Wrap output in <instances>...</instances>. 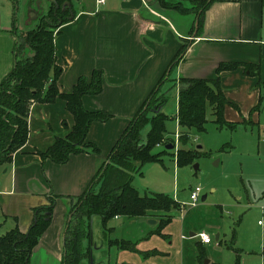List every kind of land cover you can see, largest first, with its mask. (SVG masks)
<instances>
[{"label": "crops", "instance_id": "crops-1", "mask_svg": "<svg viewBox=\"0 0 264 264\" xmlns=\"http://www.w3.org/2000/svg\"><path fill=\"white\" fill-rule=\"evenodd\" d=\"M2 1L4 5L6 0ZM14 1H22L26 13L21 26L17 17L12 20L8 6L1 9L0 81L14 65V44L18 36L35 26L40 14L50 5V0ZM10 3L8 0L6 4ZM71 5L75 11L74 18L55 30V56L62 66L59 89L68 92L79 76L89 77L94 69L102 70V91L84 95L82 102L88 110H104L112 116L106 121H93L88 128L86 140L97 144L99 153L72 154L65 163H56L49 158L42 160L38 151L46 150L56 137L65 136L74 124V117L61 98L51 103L31 104L28 139L14 152L11 163L0 168V207L6 215V218L0 216V234L15 224L26 232L33 222V209L48 204L49 196H76L88 187L97 167L108 156L185 40L189 39L186 52L177 65L168 70L170 73L167 72L162 92H167L170 87V90L175 89L178 97L179 77L214 78L217 76L216 68L222 61L259 63L264 82V0L214 1L205 12L203 31L199 36L191 33L195 14H182L175 9L164 8L155 0H104L103 3L71 0ZM219 76L226 97L238 106L235 109L227 105L225 118L229 121L251 118L259 123V108L253 110L262 96V86L257 84L258 77L246 74L242 66L222 71ZM68 211L69 200L65 197L55 198L51 222L32 249L30 264H61ZM154 216L118 215L111 220L115 223L122 219L121 224L127 228L137 224L139 236L120 238L139 239L136 243L139 250L156 249L164 254L165 251L159 246H150L159 236H150V220ZM157 217L160 219V216ZM168 225L162 232L170 235ZM214 228L215 235L218 233V239H221L218 226ZM199 230L205 229L194 221L187 227V234H181V238L193 240L196 244L199 240L193 236ZM191 232L193 235H190ZM199 242L205 248V245L211 244ZM114 248L115 261H123L125 252L138 254ZM187 251L191 253L190 258L182 260L184 249L180 264H200L196 258V246L189 245ZM259 257L261 264H264V253ZM210 262L217 261L209 258ZM127 264L132 262L127 261Z\"/></svg>", "mask_w": 264, "mask_h": 264}, {"label": "trees", "instance_id": "trees-1", "mask_svg": "<svg viewBox=\"0 0 264 264\" xmlns=\"http://www.w3.org/2000/svg\"><path fill=\"white\" fill-rule=\"evenodd\" d=\"M155 1L164 8L175 9L182 14H195L196 19L191 33L199 36L203 31L205 12L216 0ZM74 16L71 0H50L47 12L41 13L37 24L18 36L14 44V65L0 81V168L11 163L14 152L28 139V115L31 104L51 103L58 98L65 101L66 108L74 117V124L65 136L56 137L46 150L38 151L42 160L49 158L56 163H65L72 154L100 152L97 144L86 140L88 128L93 121H106L112 115L104 110L86 109L82 98L86 94L94 95L102 91V70L94 69L89 77L79 76L68 92L60 91L58 86L62 66L57 63L55 56V30ZM188 40L180 46L166 72L111 149L107 156L110 161L107 166L101 163L97 167L91 182L81 194L49 196L48 204L35 207L33 222L26 232H22L15 224L0 235V264H30L32 249L51 222L57 197L69 200L61 264H83L85 261L91 264L93 248L84 245V240L87 239L88 243H91L92 220L95 216L100 217L103 228L106 226L108 231L112 229L111 226H107L108 221L118 215L127 217L158 215L160 220L150 234L164 237L162 230L173 219L169 212L180 209L181 204L168 194L159 192L141 194L132 180L134 173L141 172L145 163L162 161L161 155L169 152L167 148L155 152L154 148L158 144L166 147L175 140V132L174 140L173 138L168 140L166 135V121L169 116L162 110V105L166 101L167 92L162 93L161 87L167 72L170 73L184 56ZM240 66L246 74L258 77V85H264L261 79V66L256 62L222 61L216 68L217 76L214 78L179 77L175 118L182 130H179L180 146L175 155L178 165L191 163L200 155L206 154L198 149L183 148L181 144L187 143L190 129L198 132L205 130L208 107L212 110L214 122L219 127L236 128L239 122L227 120L224 113L227 105L235 109H238V106L226 97L219 75L222 71L234 70ZM261 100L262 96L253 110L260 107ZM248 122H252L251 118ZM145 126L149 128L145 135H142ZM217 207L220 210L222 208L221 205ZM0 216L6 218L1 207ZM108 245L137 252L145 258L161 254L156 249L139 250L136 242L120 237H110ZM196 245L197 261L203 264L206 248L201 246L199 241ZM235 264H242L239 255L236 256Z\"/></svg>", "mask_w": 264, "mask_h": 264}, {"label": "rangeland", "instance_id": "rangeland-1", "mask_svg": "<svg viewBox=\"0 0 264 264\" xmlns=\"http://www.w3.org/2000/svg\"><path fill=\"white\" fill-rule=\"evenodd\" d=\"M10 1V5L6 4L8 0L3 5V1L0 0V13H3L2 8L8 6L12 20L17 17L20 21L19 25L22 26L26 7L22 1L17 3L14 0ZM261 86L262 102L258 110L260 122H248L247 119H242L238 121L235 129L219 127L214 122L212 110L208 107L205 130L198 132L190 129L187 143L181 144L183 148L198 149L206 154L182 165H178L175 158L180 143L178 141L176 144L174 132L182 130L175 120L177 97L175 89L168 88L162 110L169 116L166 121V135L168 140L173 138L174 148L161 155L162 161L145 163L141 172L134 173L132 180L141 194L164 193L174 197L181 204L180 209L169 212L173 216L172 222L167 227L170 235L165 234V238L156 236L150 245L159 246L165 253L150 256L151 258L148 259L139 253L132 255L130 252H125L121 263L115 261V248L108 245L109 238L133 239L139 236L140 228L137 224L127 228L121 224L122 219L115 223L114 220H109L107 226L116 225V227L107 231L106 226L104 230L100 217L95 216L92 220L91 243L89 244L87 239L84 240V245L93 248V264H127V261L132 264H180L184 249L185 255L182 260L191 256L187 251L189 245L197 246L193 240L187 241L181 238V234H187V227L194 221L201 224L212 237V243L205 245L206 257L203 259V264L204 260L209 258L222 264H234L237 254H240L242 264L244 261L245 264H261L259 254L264 253V220L262 224L258 221L264 218L261 212V206L264 205V85ZM148 128V126L144 127L142 135H145ZM165 148L160 143L154 151H163ZM109 162L106 157L102 164L107 166ZM197 185H200L203 191L197 208L193 209L194 207H190L187 203L190 201L191 189ZM203 195H206L204 200H202ZM217 205L222 206L221 210ZM157 216L153 217L155 222L150 224V232L154 231L160 220ZM182 216H188L185 224ZM214 226H218L220 242L215 238ZM137 241L139 239L134 242ZM83 264H87L86 261Z\"/></svg>", "mask_w": 264, "mask_h": 264}, {"label": "built area", "instance_id": "built-area-1", "mask_svg": "<svg viewBox=\"0 0 264 264\" xmlns=\"http://www.w3.org/2000/svg\"><path fill=\"white\" fill-rule=\"evenodd\" d=\"M98 3H103L104 0H96ZM178 137H179V131L175 132V140L176 144H178ZM203 188L200 185L195 186L194 188L191 189L190 191V201L187 203L190 207H196L198 201L200 200V197L202 195ZM261 212L264 215V205L261 206ZM264 218L262 217L259 219V223H263ZM183 237H186L183 235ZM194 238L198 239L204 244H210L212 243V237L211 235L206 231V230H200L195 233L193 236Z\"/></svg>", "mask_w": 264, "mask_h": 264}, {"label": "water", "instance_id": "water-1", "mask_svg": "<svg viewBox=\"0 0 264 264\" xmlns=\"http://www.w3.org/2000/svg\"><path fill=\"white\" fill-rule=\"evenodd\" d=\"M66 4L69 5L70 3H69V2H66ZM166 148H167V149H172V148H174V145H173L172 143H170V144H168V145L166 146ZM198 148H200V146H198ZM205 198H206V195H203V196H202V200H204ZM150 222L153 224V223L155 222V220H154V219H153V220H150ZM190 235H193V233L191 232ZM215 238H216V239L219 238V234H218V233L216 234ZM90 261H91L90 263L93 264V263H92V257H91ZM208 263H209V259H205V260H204V264H208Z\"/></svg>", "mask_w": 264, "mask_h": 264}]
</instances>
